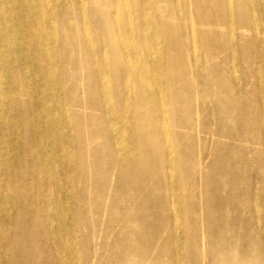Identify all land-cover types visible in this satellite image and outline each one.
Wrapping results in <instances>:
<instances>
[{"label":"bare ground","instance_id":"obj_1","mask_svg":"<svg viewBox=\"0 0 264 264\" xmlns=\"http://www.w3.org/2000/svg\"><path fill=\"white\" fill-rule=\"evenodd\" d=\"M164 5L85 0L79 23L66 13L78 0H0V264H91L96 241L109 264H141L150 247L153 264H264V0H176L175 39ZM80 41L84 61L69 51ZM221 49L245 58V97ZM66 61L88 114L71 105Z\"/></svg>","mask_w":264,"mask_h":264},{"label":"rangeland","instance_id":"obj_2","mask_svg":"<svg viewBox=\"0 0 264 264\" xmlns=\"http://www.w3.org/2000/svg\"><path fill=\"white\" fill-rule=\"evenodd\" d=\"M175 1L176 0H165V5H164V9H163V17L160 21V25L166 35V37L168 39H175V36L177 32H179V36H180V32L181 31V28L183 26V21H180V20H177L175 18V16L172 14L171 12V8H173L174 4H175ZM78 3H79V7L78 8H74L75 9V12L73 11L72 8H67L66 9V13L67 14H70L72 16H76L78 19H79V23L81 22V18L83 17V15L85 14L84 13V4H85V0H78ZM210 4V3H209ZM207 4L205 6H203V9L205 12L207 13H210L212 12V8L211 6ZM190 4H186V9L188 11H192V9L190 8L189 6ZM90 18H91V24H92V27L93 29L95 30V32L99 33L102 29V22H101V19L100 17L98 16H94V15H89ZM65 17V16H64ZM62 17L61 20L64 18ZM214 23H217V21L215 20ZM176 28L174 31L173 29ZM212 31V33L215 35V37H218L220 38L222 36V31H224V27H215V26H211L210 28H208ZM175 32V33H174ZM73 37H75V39H78L80 38L81 35V31H77L75 33L72 34ZM250 36V35H249ZM77 43V42H76ZM85 44L83 43V41H80L76 46H71L69 47V51L70 52H75L76 55V58L77 56L80 57L83 61L86 57V51H85V48H84ZM216 54H219L221 57V59H217L215 63L219 64L220 68L225 71L228 75H230V70L232 67H236L238 69V75L242 78V84L239 86V92L241 93V96H244L246 95V93L248 92V88H249V83L250 81L248 80L247 78V72H248V68H245V63H244V60L245 58H242L240 59L235 65L234 63H231L229 61V51L226 49V50H220L218 53ZM73 58V55L72 53H70V59ZM253 63H254V60L252 62L251 58H250V55H249V73H250V70L253 69ZM67 64V66H66ZM66 66V75H67V90H68V94H69V99H70V102H71V105H75V106H81V112L84 113L85 110H86V114L89 113V102H88V99H86L85 95H84V90H83V85H82V80H81V75H82V72L78 69H74L72 67V65H69L67 63V61L65 62L64 64V67ZM230 80V86H232L233 82L231 81V79L229 78ZM178 87H180V92H181V105H183V100L185 99L186 97V87L183 85V84H177ZM196 92H194L193 94H195ZM249 97H250V94H249ZM208 99V98H206ZM74 113H76L77 111L73 110ZM100 144V140H98V143H94V147L91 148L89 150V154L93 157L96 155V157H98L99 159H101V161L103 163H101L104 167V155H103V152L101 151V149H98L99 146L98 145ZM245 144H246V149H247V152H246V158L247 159H253L255 160V158L257 157V154L255 152V149L258 147V143L256 142L255 139L247 136L246 137V141H245ZM97 145V146H95ZM96 148V149H95ZM256 168H257V165H256ZM96 172L97 174H100L102 172V168H97L96 169ZM96 177V176H95ZM94 177V178H95ZM252 177V183L254 186H257L259 184L258 182V177H257V174H252L251 175ZM107 187H111V185L114 183V180H115V175L113 172H111L110 175H108L107 177ZM194 182V181H193ZM191 183V182H190ZM196 183L194 182V194H199L200 193V189L198 188V183L197 185H195ZM84 183L82 181L79 182V188L81 189L83 187ZM102 194V197H101V201H102V205H103V210H107L108 211V214L109 215H113L114 217H116L117 215L120 214V211L119 209H113V210H110L109 207L112 203V198L113 196L115 195L114 192H105V193H101ZM93 196L95 194H92ZM118 208L119 206L121 205H117ZM105 220L104 217H101L100 218V221H103ZM99 241H96L95 243V247H88V250L87 252L89 253L90 257H91V264H109L106 262L105 260V257L103 258V253L104 251L101 249V245H98ZM24 245V244H22ZM151 249L152 247H150L148 249V252L147 254H142V255H139V256H133V258H139V260L141 261V264H153V261L155 260V257L151 254ZM133 262H137L136 260L133 261Z\"/></svg>","mask_w":264,"mask_h":264}]
</instances>
